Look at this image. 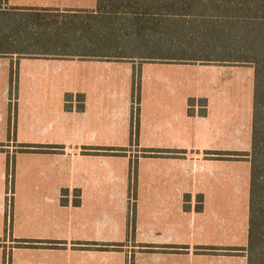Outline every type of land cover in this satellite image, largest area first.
<instances>
[{
  "label": "crops",
  "instance_id": "1",
  "mask_svg": "<svg viewBox=\"0 0 264 264\" xmlns=\"http://www.w3.org/2000/svg\"><path fill=\"white\" fill-rule=\"evenodd\" d=\"M0 7L92 10L96 0ZM54 48L0 53V264H247L250 164L226 154L250 151L254 85L188 92L182 67L162 63L212 65L220 80L246 65ZM131 70L160 80L130 94ZM12 116L16 147L4 139Z\"/></svg>",
  "mask_w": 264,
  "mask_h": 264
},
{
  "label": "trees",
  "instance_id": "2",
  "mask_svg": "<svg viewBox=\"0 0 264 264\" xmlns=\"http://www.w3.org/2000/svg\"><path fill=\"white\" fill-rule=\"evenodd\" d=\"M46 42L55 47L51 54L253 66L251 149L241 153L250 160L242 250L247 264H264V0H96L92 10L0 7V53H45L31 46Z\"/></svg>",
  "mask_w": 264,
  "mask_h": 264
},
{
  "label": "rangeland",
  "instance_id": "3",
  "mask_svg": "<svg viewBox=\"0 0 264 264\" xmlns=\"http://www.w3.org/2000/svg\"><path fill=\"white\" fill-rule=\"evenodd\" d=\"M164 49H168L167 47H165ZM167 51V50H165ZM149 60V59H147ZM163 60V59H160ZM184 62H188V61H184ZM204 63H208L206 61H202ZM162 64H166L168 66H172V65H179L180 67H182V72L180 73V75L183 76L184 78V86H185V91L188 92H210V91H214V90H219V87L222 88V85L225 83L224 81L227 82V88L225 90H232V91H242V92H246L248 90L251 89L252 91V84L254 85L253 79H254V69L253 66H251V68L246 65V64H236V65H246L245 67H242V71L243 73H241L239 76L236 74V72H233L231 75L226 76V78H223V80H220L218 78H216V73L212 70L213 67L212 65H199V64H190V63H186V64H182V63H162ZM235 65V64H234ZM149 67V66H147ZM152 67V66H150ZM180 71V70H179ZM130 83H128L129 85V91L131 94V91H138L139 93L142 91V89H148L151 90V87H155V85L158 84V80H160V78H152V80H150L149 78H145V74H143L142 70H139V73H134L132 74L133 70L130 71ZM147 75V73H146ZM180 78V77H178ZM169 81L173 80V83L175 82V79H172L170 76H168ZM140 81V82H139ZM141 81H143L145 84H141ZM149 81H152L151 83ZM119 85H124L123 84V80L119 83ZM151 88V89H150ZM221 90V89H220ZM253 98V97H252ZM122 98L120 96L117 97V100L120 101ZM253 102V99H251ZM233 101H238V102H248V100H240V99H233ZM13 108V114L16 113V108L13 107L12 105L9 106L8 104V111H7V115L10 114L11 109ZM118 109V108H117ZM16 116V115H15ZM15 116H12V127L10 129V131L8 130L5 133V142L9 143V146H18L19 145V141L17 140L16 134L14 133L15 130H17V124L13 126V124L15 123ZM101 152L105 150V152H108L109 149L107 148H100ZM104 149V150H103ZM251 149V148H250ZM238 154V152H235ZM224 155V154H223ZM241 153H239L237 156H240ZM215 156H221V155H215ZM248 158V156H247ZM249 164H250V160L247 159ZM11 159L9 157V159L7 160V168L9 170V172L11 173ZM248 173H249V166H248ZM8 207L10 206V190H8ZM9 213V217L7 218V220H4V231H5V222H7V234L6 235H10L9 233V228H10V220L12 219L11 217V213L8 210ZM15 218V216H14ZM235 230V228L233 229ZM235 237V236H234ZM234 238H232L233 240ZM238 241H240V238L238 239ZM215 248V247H214ZM231 248H235V247H231ZM223 249H227V250H231L230 248H223Z\"/></svg>",
  "mask_w": 264,
  "mask_h": 264
}]
</instances>
